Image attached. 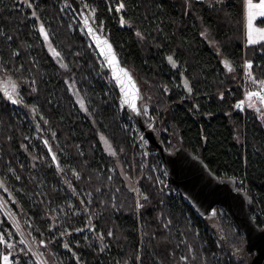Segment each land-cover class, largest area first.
<instances>
[{
  "label": "trees",
  "instance_id": "obj_1",
  "mask_svg": "<svg viewBox=\"0 0 264 264\" xmlns=\"http://www.w3.org/2000/svg\"><path fill=\"white\" fill-rule=\"evenodd\" d=\"M117 1L123 5L119 12L108 15L101 9L104 35L141 88L145 123L148 107L166 151L184 148L219 177L244 179L263 209L249 206L251 215L264 228V124L251 109L245 121L234 110L242 98L235 85L245 61L252 65L247 89H264V42H245V0ZM64 3L0 0V70L20 93L13 103L0 87V185L13 205L2 195L4 201L14 214L18 206L25 219L32 217L37 239L50 244L65 264H138L140 229L145 264H248L252 256L242 234L220 210L217 227L212 226L183 197L160 192L151 172L140 181L137 214L134 191L124 176L132 181L133 123ZM39 23L64 54L62 65L41 41ZM258 24L264 25V19ZM69 84L90 101L87 114L79 112ZM136 160L139 168L141 158ZM62 171L70 182H64ZM76 191L87 210L80 205L76 211L70 204ZM86 230L101 240L102 250L95 240L85 239ZM18 243L15 259L24 261L25 249Z\"/></svg>",
  "mask_w": 264,
  "mask_h": 264
},
{
  "label": "water",
  "instance_id": "obj_2",
  "mask_svg": "<svg viewBox=\"0 0 264 264\" xmlns=\"http://www.w3.org/2000/svg\"><path fill=\"white\" fill-rule=\"evenodd\" d=\"M66 1L108 71L122 106L126 108L129 118L145 131L150 149L161 161L173 187L202 219L208 220L209 215L217 218L218 210H221L243 235L245 251L252 256L248 264H264V228L251 215L249 206L253 204L249 194L237 187L235 179L215 174L195 152L184 148H178L174 153L166 151L154 129H148L145 123V115L140 107L143 94L133 71L124 64L110 38L92 23L81 1ZM43 141L57 164L51 147Z\"/></svg>",
  "mask_w": 264,
  "mask_h": 264
},
{
  "label": "rangeland",
  "instance_id": "obj_3",
  "mask_svg": "<svg viewBox=\"0 0 264 264\" xmlns=\"http://www.w3.org/2000/svg\"><path fill=\"white\" fill-rule=\"evenodd\" d=\"M253 2L256 3V2H258V0H253ZM64 4H65L64 8L68 6L67 1ZM260 19H264V17L255 16V18L253 19L252 39L255 40L256 42L255 43H249L248 27H247V6H246V0H245V2H244V33H245V42H246V44L253 45V44H257L259 42H264V39L260 38L259 31H258V30L264 29V25H259L258 24V21ZM41 28L44 29L43 33L40 31ZM37 29H38V31L40 33L41 41L45 44V46L48 49L49 53L57 60L58 63H60L62 65V63L64 61V54L61 51H59V49L53 44L52 39H51L50 30H48L41 23L38 24ZM45 34L47 35V40H45V38H44ZM248 73H249V68L247 67V72H246V77H245L244 82L248 78ZM241 74H242V72H241ZM6 76L7 75L5 74V72L0 70V87L11 99H13L15 101V99L20 98L19 89H18L17 85L14 83V81L12 79L7 78ZM75 84L74 85L69 84V88L71 90V93L74 96V99H75L77 108L79 109V112H84L85 114H87L88 113V108L90 106V101L85 98V95L81 92L80 88H78L77 85H75ZM249 93H253V92L249 90ZM219 95H220V97H222L224 95V93L222 94V91H220ZM254 96L255 95H251V96L248 95V105H247L248 109L247 110L251 109L253 111V114L256 117H258L264 124V102H262V100L259 99V98H255ZM145 111H146V116H148V118L150 119V121L148 123L155 122V119H152V117L150 116V112H149V108L148 107L145 108ZM38 129H39L40 137L42 136V138L49 144V142L47 140L48 139L47 138V132L45 131V129L43 128V126L40 123H38ZM131 131H132V134H133L132 137H133V141H134L133 142V151H132V169H131V171H132V181L125 174H124V176H125L127 182L129 184H131L132 189L134 191L135 198H136V205H137L136 212H137V214H139L140 213V207H141V200H142L141 188L139 186L140 181L142 180V178L145 175L147 176L149 172L153 173V175H155V174L157 175V173H159V171L161 173L162 172L161 168H163V166H162L160 161H159V163L155 162L152 155L148 157V155L143 151V144L141 143V141H139V136L137 135L135 129H133ZM40 137H37L35 141L39 142L40 141ZM242 137H243V131H242ZM101 143H102L103 148L107 152H111L110 145L106 141L105 138L101 137ZM136 158H141V160H140L141 161V166L139 168H138V164H137ZM121 172H122V170H121ZM62 174H64V177H63L64 178V182L68 183V181L69 182L71 181L70 176L66 172L62 171ZM11 187H14V186H11ZM0 195L1 196L3 195L4 198L10 204V199H9L8 195L4 192L3 188L1 187V185H0ZM3 196H2V198H3ZM168 196H173V195H168ZM8 203L5 202V204H7L8 207H9ZM70 204L75 207L76 211H81V208H79L80 205L85 207V209L87 210L86 205H84L82 197L78 194L77 191L75 192V196H73L70 199ZM10 205H13V204L11 203ZM8 209H10V207ZM13 210H14L15 214L13 213L12 210L11 211L14 214V216L17 218V220H18V222L20 224V227L28 235V237L31 239V241L36 245L37 249L43 255V258L45 260V262L43 260L44 264H46V263L47 264H65V261H64L65 259L60 254H58L57 252H54V250L50 247V244H46V243L41 242L40 240L37 239L36 233L33 230L32 226L30 225V223L32 222V217L31 216L30 217L26 216V219H27V222H26L24 214L22 213V210L18 206H13ZM65 211L66 210L63 209V212H65ZM220 212H221V214L223 216H225L226 220L229 221L227 216L221 210H220ZM89 219L93 220V218L91 216L89 217ZM208 220H209V222H210V224L212 226L217 227L218 220H217L216 217H214L213 215L212 216L209 215ZM51 225H53V223H51ZM140 231H141L140 238H141L143 244L140 245V249H139V254H138V259L137 260H138V264H145L143 262V260H142L143 259V255H144L143 252L145 250V244H144V240H143L142 229H140ZM34 234H35V236H34ZM84 237H85V239L91 240V242H93L95 240L97 246L99 247V249L100 250L103 249V245H102L101 240L98 239L92 231H89V230L87 231L86 230ZM17 244H19V243L16 242L15 243V247H16ZM23 253L25 254L24 256H25L26 259L24 261L15 259L16 262H18L19 264H31V262L28 261V258L31 257V253L26 248L23 251ZM195 253H196L195 248L191 247L190 248V255L194 256Z\"/></svg>",
  "mask_w": 264,
  "mask_h": 264
},
{
  "label": "built area",
  "instance_id": "obj_4",
  "mask_svg": "<svg viewBox=\"0 0 264 264\" xmlns=\"http://www.w3.org/2000/svg\"><path fill=\"white\" fill-rule=\"evenodd\" d=\"M84 9L88 13L92 23L99 28L102 34L108 33L106 29V20L100 17L101 9H105L108 15H113L120 11L121 5L117 0H80ZM119 9V10H118ZM247 72V63L246 61L242 64V74L236 83L235 87L239 88L242 92V98L234 104V110L240 113L244 121L247 119L248 112V95L249 90L244 84V80ZM253 93H257L255 98L261 99L264 97V89H258L253 91ZM223 94V93H222ZM130 121L133 123V129H135L137 135L139 136V141L143 144V151L149 156L152 155L150 150L149 142L146 137V133L144 130L140 129V127L134 123L131 119ZM148 129H154V122L147 123ZM246 134V127L243 130V137ZM154 155L155 152H154ZM157 156V155H156ZM160 161V160H159ZM161 162V161H160ZM162 164V163H161ZM163 166V165H162ZM149 170V169H148ZM156 177V183L164 195H173L174 197H181L179 192L173 187L171 180L165 170L162 168V172L154 175ZM237 187L248 193L250 198L252 199L253 206L257 207L259 211H263L262 206L257 198V195L252 191V189L248 186L247 182L244 179H239L237 181ZM4 200V199H3ZM8 207V205H7ZM9 208V207H8ZM10 214H5L0 208V242L1 252H0V264H4V257H8V264H19L15 260V243L20 242L22 244L21 250L25 248L31 253V257L28 258V261L31 264H40L39 260L43 258V255L37 249L36 245L31 241L28 235L23 231L20 227V224L17 218L14 216L12 211L9 209ZM45 262V260H44ZM47 264V263H46Z\"/></svg>",
  "mask_w": 264,
  "mask_h": 264
},
{
  "label": "snow or ice",
  "instance_id": "obj_5",
  "mask_svg": "<svg viewBox=\"0 0 264 264\" xmlns=\"http://www.w3.org/2000/svg\"><path fill=\"white\" fill-rule=\"evenodd\" d=\"M247 6V27H248V36H249V43H255L256 41L252 39V31H253V19L255 16L264 17V0H258V2L254 3L253 0H246ZM123 7V5H121ZM119 10V9H118ZM255 10V11H254ZM40 31L43 33L44 29L41 28ZM261 39H264V29L258 30ZM45 40H47V35L44 36ZM171 61V57H169ZM249 69H251L252 65L249 63L247 65ZM249 77H251V72L248 73ZM264 85V81L260 82ZM249 95H258L257 93H249ZM262 102H264V97H261ZM15 103V101H12ZM2 242V240H0ZM4 264H8V257H4Z\"/></svg>",
  "mask_w": 264,
  "mask_h": 264
},
{
  "label": "bare ground",
  "instance_id": "obj_6",
  "mask_svg": "<svg viewBox=\"0 0 264 264\" xmlns=\"http://www.w3.org/2000/svg\"><path fill=\"white\" fill-rule=\"evenodd\" d=\"M6 205H7V204H5V201L3 200L2 196L0 195V208L2 209V211H3L5 214L9 215V214H10V211H9V209H8V207H7ZM39 262H40L41 264H44V262H43L42 259H40Z\"/></svg>",
  "mask_w": 264,
  "mask_h": 264
},
{
  "label": "crops",
  "instance_id": "obj_7",
  "mask_svg": "<svg viewBox=\"0 0 264 264\" xmlns=\"http://www.w3.org/2000/svg\"><path fill=\"white\" fill-rule=\"evenodd\" d=\"M255 99V98H254Z\"/></svg>",
  "mask_w": 264,
  "mask_h": 264
}]
</instances>
